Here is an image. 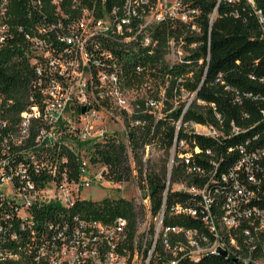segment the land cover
I'll use <instances>...</instances> for the list:
<instances>
[{"label":"built area","instance_id":"1","mask_svg":"<svg viewBox=\"0 0 264 264\" xmlns=\"http://www.w3.org/2000/svg\"><path fill=\"white\" fill-rule=\"evenodd\" d=\"M29 3L44 12L42 1ZM50 4L52 19L40 18L20 40L0 24V54L11 40L34 64L22 98L0 87V264H224L216 257L230 264H264V243L257 242L264 236V207L254 202L264 199V166L258 163L264 145L248 151L239 144L240 157L214 177L195 160L199 148L175 132L155 215L143 154L141 177L136 170L129 131L146 121L133 114L147 107L157 120L161 100L139 95L142 84L126 87L122 56L145 44L153 49L157 40L149 29L166 15L198 32L196 11L185 10L179 0ZM178 46L183 42L171 39L168 54L180 52ZM134 69L141 72L143 66ZM190 126L196 133L217 134L206 125ZM109 136L125 144L127 179L115 180L109 164L96 157L95 149ZM178 163L183 177L172 181ZM208 181L227 184L221 200V189L210 191ZM92 185L131 199L135 215L105 221L84 216L77 207L89 199L81 190ZM173 191L184 195L167 205ZM47 205L53 214L41 212ZM177 218L182 223H173Z\"/></svg>","mask_w":264,"mask_h":264},{"label":"trees","instance_id":"2","mask_svg":"<svg viewBox=\"0 0 264 264\" xmlns=\"http://www.w3.org/2000/svg\"><path fill=\"white\" fill-rule=\"evenodd\" d=\"M5 1L0 0V24L5 23L17 32L16 40H20L24 31H30L40 18L43 17L45 22L52 19L50 0H40L44 14L29 3L31 0ZM179 1L185 10L196 11L193 16L199 31H189L178 18L166 15L149 29L153 39L157 40L153 49L145 44L141 49L128 51L121 59L127 88L137 84L144 87L154 71L158 77H173V85L166 88V97L177 100L181 89L192 95V101L187 105L184 101L173 109L167 105L163 109L165 115L157 120L147 107L143 113L133 114L146 121L143 127L129 131L132 155L140 177L145 146L157 145L169 151L175 132L179 139H187L191 148H199L195 160L214 177L226 171L240 157L239 144L248 151L264 145V0H252V3L248 0H221L218 4L217 0ZM19 26L21 32L17 30ZM171 39L174 44L182 41L188 50L180 61L166 65ZM13 44L9 40L0 54V87L9 95L22 98L33 76L34 64L24 54L22 45ZM137 64L143 66L141 72L135 71ZM179 121L181 126L177 127ZM190 123L211 127L217 134L196 133ZM100 144L103 146L95 149L96 157L109 164V173L115 180L127 179L130 166L124 142L109 136ZM258 163L264 166V159ZM181 170L179 163L172 167V181L183 177ZM166 173L165 162L158 168L152 166L149 171L146 168L153 215L161 205ZM255 174L262 176L258 170ZM216 187L222 191L218 198L221 200L227 184L208 181L210 191ZM261 188L264 190V181ZM183 195L184 192L180 191L169 192L167 205L175 196ZM254 200L264 207L263 198ZM45 207L41 212L54 213L53 206ZM134 207L131 199L108 195L100 200H82L77 209L84 216L105 221L116 215H135ZM169 221L164 219V223ZM173 223L182 221L177 218ZM257 242L264 243V236ZM216 259L230 264L227 259Z\"/></svg>","mask_w":264,"mask_h":264},{"label":"rangeland","instance_id":"3","mask_svg":"<svg viewBox=\"0 0 264 264\" xmlns=\"http://www.w3.org/2000/svg\"><path fill=\"white\" fill-rule=\"evenodd\" d=\"M180 52L172 54H166L165 57V64L166 65H171L177 61H180L183 56L186 54L188 48L186 46H178L177 47ZM176 48V49H177ZM156 72L153 71V76L149 75L146 85L141 89L139 92V95H144L146 96H152L155 98H160L161 100V106L159 109V117H162L165 115L163 109L167 106L170 105L173 108L177 107L180 105L181 102H185L186 105L189 104L192 101V95H189L188 92H186L184 89H181V95L179 98L175 97H166L165 96V91L166 88H169L173 85V77H158L155 74ZM178 81H181L180 79ZM181 126V122H177V127ZM143 157L145 158L146 164H147V170L149 171L152 166L161 167L162 163L165 162L166 167L168 168V163L171 158V152L165 151L163 148L158 147L157 145H150L148 149H145L143 153ZM121 193L118 191H109L105 190L104 188L100 186H95L92 185L89 188H85L81 190V196L84 197L85 199L89 200H100L108 195H113L117 196L120 195ZM61 202L66 203V199L64 196L61 195Z\"/></svg>","mask_w":264,"mask_h":264},{"label":"water","instance_id":"4","mask_svg":"<svg viewBox=\"0 0 264 264\" xmlns=\"http://www.w3.org/2000/svg\"><path fill=\"white\" fill-rule=\"evenodd\" d=\"M83 109H84V108H83ZM83 109H82V110H83ZM220 253H221V255H222V256H224V255H225V252H224V251H222V250H221V252H220Z\"/></svg>","mask_w":264,"mask_h":264}]
</instances>
